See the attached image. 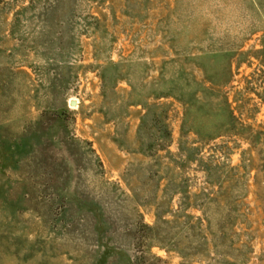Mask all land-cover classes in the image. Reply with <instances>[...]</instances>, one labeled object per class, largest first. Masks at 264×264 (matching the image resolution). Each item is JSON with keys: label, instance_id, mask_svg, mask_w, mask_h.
Returning <instances> with one entry per match:
<instances>
[{"label": "rangeland", "instance_id": "374dc122", "mask_svg": "<svg viewBox=\"0 0 264 264\" xmlns=\"http://www.w3.org/2000/svg\"><path fill=\"white\" fill-rule=\"evenodd\" d=\"M244 1L239 0L238 7L249 24ZM15 2L9 13H2L5 31L1 43L7 53L0 68L8 70L9 66L16 72L8 84H0V152L8 175L6 181L2 179V189L36 194L40 199L58 193L72 202L74 218L66 229L54 230L45 208H38L39 215H31L27 206L22 215L16 207L7 209V216L9 212L15 218L13 225L20 220L27 224L19 239L39 241L34 256L37 264H72L68 254L72 246L92 255L98 242L118 246L129 242L138 221L160 230L161 240H174L180 231V191L193 196L212 188L198 160L237 166L242 158L251 160L253 168L246 176L243 218L235 230L239 242L250 248L245 264H264V188L259 183L263 145L252 138L254 132L264 129V28L245 40L231 63L229 82L221 89L237 118V128L203 141L193 132L182 134L184 107L173 98L151 100L158 104L155 115L147 128L139 129L142 107L120 108L128 84L119 80L115 93L103 97L99 71L109 59L146 62L147 82L162 68L166 76L173 73L179 62L162 64L168 60L166 54L179 59L170 44L192 50L210 22L194 6V14L187 15L184 0H54L52 16L48 12L45 21L40 18L12 37L13 12L29 0ZM72 10L75 13L69 17ZM260 11L264 14V0ZM37 30L50 37L32 35ZM71 39V68L67 69L63 55L64 83L58 91L51 86L53 81L45 83L41 67L46 61L50 69L52 63L59 66L46 55L54 48L66 51ZM9 53L13 55L9 57ZM180 62L186 70L194 68L182 57ZM194 74L202 76L198 69ZM158 127L161 131L154 133ZM188 150L194 151L196 160L186 158ZM193 204L191 199L186 213L199 216ZM149 252L161 264H182L176 251L152 246ZM0 264L18 263L5 254Z\"/></svg>", "mask_w": 264, "mask_h": 264}, {"label": "trees", "instance_id": "16d2710c", "mask_svg": "<svg viewBox=\"0 0 264 264\" xmlns=\"http://www.w3.org/2000/svg\"><path fill=\"white\" fill-rule=\"evenodd\" d=\"M184 1L188 5L185 13L193 15L195 11L192 0ZM15 3V0H9L3 4V0H0V61L4 57V53H7L3 43H1L4 41L2 35L5 31L2 15L9 13ZM54 3V0H29L26 5L16 9L13 12L14 21L9 31L11 36L15 37L17 33L19 34L22 31V28L28 29V25L40 20V18L45 21V16L48 14L52 16L51 13L54 12L55 8ZM244 3L246 7L245 14L248 15L246 18L249 20V24L247 23L245 29L232 35L225 33L223 36H219L215 34L210 21L203 29V37L195 40V46L192 50H180V48L170 44L172 54L179 59L169 57V54H166L168 60L163 61L162 64L165 66L179 62L180 66L173 73H169L168 76L162 68L156 78L147 82L144 79L146 77L144 72L147 73L149 68L146 62L131 60L113 62L106 59L99 66L103 97L115 93L114 88L119 80L125 81L130 88L126 93V97L122 100L120 108L142 107L143 111L139 117V129L147 128V123L155 115L156 105L158 104L151 103V100L160 98H173L183 105L182 134L193 132L200 140L210 141L227 134L231 129L237 128V118L234 116L228 98L222 93L221 89L229 82L231 63L242 49L245 40L264 28V14L260 11L262 0H245ZM73 13L75 11L72 10L67 14L72 17ZM91 19L97 24L95 17ZM32 35L37 38L41 36L45 39L49 36L38 30L36 33L33 31ZM52 39L49 38L48 40L52 41ZM25 40L28 41V39ZM72 45L73 41L71 39L67 44L66 51L63 52L60 49L59 52L53 47L54 52L47 53L46 56L52 57L53 61L57 62L59 66L52 63L53 68L50 69L49 64H46L47 61L43 62V68L40 66L43 70L41 72L46 78L45 83L50 85L53 81L51 86L58 91L62 90V84L64 83L61 71L63 55L66 56L67 69L71 68L74 55ZM18 46L19 44L15 48L17 49ZM262 46L261 54L264 65V44ZM31 49L35 51L33 43ZM7 55L10 57L13 54L9 53ZM181 57L183 61L191 63L192 67L198 69L202 76L200 78L196 77L194 68L189 70L183 68L180 62ZM21 66L25 65L21 64ZM31 67L34 70L36 69L35 66ZM5 68L6 66L0 68V84L2 85L8 84L11 75L13 76L16 73L9 66L8 70H5ZM58 71L61 73L60 76L57 74ZM48 108L50 107L48 106ZM160 128L164 129L165 126L163 125ZM157 131L159 132L161 129L159 130L158 127L153 132L157 133ZM252 138L260 139L263 145L261 163L259 164L261 174L259 183L264 188V129L254 132ZM0 143H2V140H0ZM193 153L194 151L188 150L186 158L196 160ZM2 158L3 155L0 152V257L6 254L15 259L18 264H37L34 256L39 241L29 238L19 239L21 231L28 229L27 224L25 221L20 220L17 223L18 227L13 225L15 218L9 212V217L7 216V209L16 207L21 214L27 206L31 215H39L38 208H45L46 212L51 214L52 218L49 220L51 226L54 227V230H61L69 227L72 224V219H74L72 218V202L58 195V193L40 199L36 194L27 195L26 193L15 192L14 189L3 190L8 175L5 173V163ZM247 159L242 158L241 164L237 166H229L224 162L214 163L209 160H198L205 171L207 183L212 188L209 191H200L193 196L187 195L184 192L185 190L180 191L182 195L180 200V231L175 234L176 238L174 240H167L166 242L161 240L163 239V233L160 230L138 221L134 224L132 240L122 244L119 243V246L117 243L99 244L98 242L92 255L83 253V248H79V246H72L71 252H68L71 263L161 264L160 258L151 255L149 252L152 246H157L167 251L178 252L182 264H193L194 261L205 262V264H245L248 260L250 248L246 242H239L241 240L240 234L235 230V225L243 218L241 207L247 195L246 176L248 171L253 168L251 160ZM3 178H5L4 184L2 183ZM9 182L11 181L9 180ZM191 199L194 201L193 207L200 211L199 216L194 217L186 213V207ZM35 210L37 214L34 212Z\"/></svg>", "mask_w": 264, "mask_h": 264}, {"label": "clouds", "instance_id": "9594fccd", "mask_svg": "<svg viewBox=\"0 0 264 264\" xmlns=\"http://www.w3.org/2000/svg\"><path fill=\"white\" fill-rule=\"evenodd\" d=\"M239 0H192L196 13L212 22L216 35H232L247 27L238 7Z\"/></svg>", "mask_w": 264, "mask_h": 264}, {"label": "water", "instance_id": "95a60500", "mask_svg": "<svg viewBox=\"0 0 264 264\" xmlns=\"http://www.w3.org/2000/svg\"><path fill=\"white\" fill-rule=\"evenodd\" d=\"M74 103V102H73Z\"/></svg>", "mask_w": 264, "mask_h": 264}]
</instances>
